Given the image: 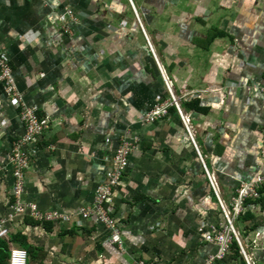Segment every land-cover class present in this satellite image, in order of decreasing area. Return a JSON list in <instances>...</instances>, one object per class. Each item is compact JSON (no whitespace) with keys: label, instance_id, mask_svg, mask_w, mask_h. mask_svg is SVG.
Wrapping results in <instances>:
<instances>
[{"label":"crops","instance_id":"0c3cea01","mask_svg":"<svg viewBox=\"0 0 264 264\" xmlns=\"http://www.w3.org/2000/svg\"><path fill=\"white\" fill-rule=\"evenodd\" d=\"M131 1L141 25L129 0H0V50L23 102L50 122L22 200L61 215L13 218L0 238L6 264L12 248L28 264H200L218 252L201 230L226 225L220 201L232 210L240 185L264 176V0ZM165 81L181 114L174 105L147 122L171 99ZM22 112L0 83V220L13 204ZM122 140L134 150L109 205L118 246L79 210L92 208ZM244 207L242 254L264 264V202ZM221 262L241 264L231 253Z\"/></svg>","mask_w":264,"mask_h":264},{"label":"built area","instance_id":"2783aa9c","mask_svg":"<svg viewBox=\"0 0 264 264\" xmlns=\"http://www.w3.org/2000/svg\"><path fill=\"white\" fill-rule=\"evenodd\" d=\"M131 6L135 7L130 0ZM66 15L74 19L73 11L68 9ZM66 23L65 19L62 20ZM66 31V29H65ZM67 32V31H66ZM151 49V47H150ZM166 82V81H165ZM0 83L3 84L6 94L15 99L22 105V120L25 122L26 132L20 140H18L13 147V152L10 156V163L12 166V175L14 179L13 185V204L11 206V212L7 218L0 220V238H7L10 234L9 222L17 216H31L36 221H48L52 222L58 220L61 215L57 212H43L35 203H24L23 195L25 193V172L29 168V159L31 156L36 155L37 147L36 141L42 134L49 129L50 122L47 118H40L38 116V108L36 106L30 107L23 102V97L20 95L12 67L8 58L0 50ZM169 89L171 99L162 105L156 106L152 111L146 114L147 122H154L157 119L166 116L168 110L172 106H176L181 114L180 107L175 99L171 87L166 82ZM264 91V88H263ZM191 140L197 149L194 138L187 127ZM134 142L122 140L113 155V164L111 169L107 172L105 179L97 185L92 201V208H81L79 214L83 216H95L101 225L109 233V240L112 243L120 246V236L117 224L109 211V205L112 200L113 190L120 184L122 176L128 165V158L134 150ZM198 151V149H197ZM201 161L203 158L200 155ZM204 163V162H203ZM207 169V168H206ZM209 180L213 186V182L209 172L207 171ZM264 187V176L258 175L249 182H244L237 190L236 196L233 198L232 210L226 208L220 201V206L224 214L226 225L223 229H217L212 227L210 233H205L201 230L205 236L207 242H211L218 246V252L215 255L209 256L204 262L200 264H214L218 260L225 259L228 255L229 246L232 240V236L236 238L241 249H243L241 241L236 233L234 227V221L243 211L244 203L247 199H256L259 196L258 190ZM214 188V186H213ZM9 264H28V252L22 248H12L9 259ZM136 264H155L145 261H138Z\"/></svg>","mask_w":264,"mask_h":264},{"label":"trees","instance_id":"16d2710c","mask_svg":"<svg viewBox=\"0 0 264 264\" xmlns=\"http://www.w3.org/2000/svg\"><path fill=\"white\" fill-rule=\"evenodd\" d=\"M193 106L198 107V104L193 103ZM200 109H202V108H200ZM13 181H14V179H13ZM258 193H259L258 198H256V199H247L246 202L244 203V205L246 203L247 204L252 203V204H260V206H263V202H264V187H261L258 190ZM13 201H14V199L12 197V203H13ZM10 210H11V208H10ZM242 213L239 216H237V218L234 221V227L235 228L240 223H246V222L250 221L252 219V217H253V216L250 215V213H249L248 210H247L246 213H243V214ZM44 222H46L45 224H50V222H48V221H44ZM253 228H254V226L246 227L244 230H246V232L248 233V232H251ZM240 236H241V239L244 240L245 234H243V232H240ZM20 237L21 236H19L18 238L17 237H14L13 238V241H17L18 239L20 240ZM5 244H6L5 242H0V254H7V250H6V245ZM21 245L23 246V245H26V244H21ZM3 249H5L6 252ZM228 253L233 254V257L235 259H240L241 264H247L246 260L244 259L243 254H242V249H241L238 241L236 240V238L234 236H232V240H231V243H230V246H229ZM221 261L222 260H218L214 264H221L222 263ZM148 263H153V262H148ZM0 264H6V260L1 255H0Z\"/></svg>","mask_w":264,"mask_h":264},{"label":"rangeland","instance_id":"374dc122","mask_svg":"<svg viewBox=\"0 0 264 264\" xmlns=\"http://www.w3.org/2000/svg\"><path fill=\"white\" fill-rule=\"evenodd\" d=\"M135 16V19H136V22L137 23H139V25H141V23L139 22V19H138V17L136 16V14L134 15ZM142 33H144V31H143V29H142ZM146 38V41L148 42V39H147V37H145ZM149 45V44H148ZM148 48H149V50H150V52H153L154 53V51H153V49H150V46H148ZM168 83V82H167ZM168 88V87H167ZM168 91H169V89H167ZM172 90V89H171ZM176 99V98H175ZM177 100V99H176ZM179 105V104H178ZM189 132V131H188ZM192 134V133H191ZM191 138V137H190ZM211 179H212V177H211ZM212 182H213V180H212ZM213 186H214V183H213ZM215 188V187H214ZM222 210V209H221ZM224 215V214H223ZM110 241V240H109Z\"/></svg>","mask_w":264,"mask_h":264},{"label":"clouds","instance_id":"9594fccd","mask_svg":"<svg viewBox=\"0 0 264 264\" xmlns=\"http://www.w3.org/2000/svg\"><path fill=\"white\" fill-rule=\"evenodd\" d=\"M130 1V0H129ZM133 3V2H132ZM133 8V7H132ZM134 10V9H133Z\"/></svg>","mask_w":264,"mask_h":264},{"label":"bare ground","instance_id":"6f19581e","mask_svg":"<svg viewBox=\"0 0 264 264\" xmlns=\"http://www.w3.org/2000/svg\"><path fill=\"white\" fill-rule=\"evenodd\" d=\"M136 16H137V14H136ZM138 17V16H137Z\"/></svg>","mask_w":264,"mask_h":264},{"label":"water","instance_id":"95a60500","mask_svg":"<svg viewBox=\"0 0 264 264\" xmlns=\"http://www.w3.org/2000/svg\"><path fill=\"white\" fill-rule=\"evenodd\" d=\"M244 254V253H243Z\"/></svg>","mask_w":264,"mask_h":264}]
</instances>
